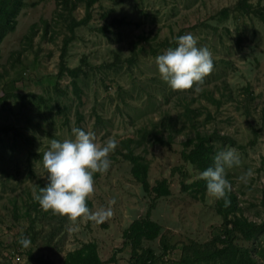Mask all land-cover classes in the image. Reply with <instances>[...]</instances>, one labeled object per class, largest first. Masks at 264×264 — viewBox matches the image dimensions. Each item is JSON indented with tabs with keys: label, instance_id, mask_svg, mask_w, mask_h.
<instances>
[{
	"label": "rangeland",
	"instance_id": "obj_1",
	"mask_svg": "<svg viewBox=\"0 0 264 264\" xmlns=\"http://www.w3.org/2000/svg\"><path fill=\"white\" fill-rule=\"evenodd\" d=\"M13 11L0 40V264H65L67 252L87 242L99 264H184L193 259L183 249L190 240L224 236L238 212L261 231L233 242L261 249L264 264V0H19ZM188 32L211 51L213 68L202 82L172 89L156 56ZM73 127L92 131L99 144L117 140L86 197L92 211L111 209L99 223L39 203L24 211L47 182L42 156L50 140L71 137ZM197 130L228 136H218L215 152L233 147L240 155L241 164L225 171L232 211L193 184L201 171L181 150ZM169 134L170 142L157 141ZM125 138H142L133 150L144 157L149 190L132 174ZM249 169L247 183L239 180ZM144 218L156 233L141 237L137 251L154 257L144 252L138 261L125 239Z\"/></svg>",
	"mask_w": 264,
	"mask_h": 264
},
{
	"label": "clouds",
	"instance_id": "obj_2",
	"mask_svg": "<svg viewBox=\"0 0 264 264\" xmlns=\"http://www.w3.org/2000/svg\"><path fill=\"white\" fill-rule=\"evenodd\" d=\"M176 45L156 56L160 78L172 89H188L203 81L213 68L211 51L197 46V37L191 32L176 37ZM72 136L63 140L51 139L42 156L47 182L33 193V198L45 209H51L72 218L86 217L97 223L111 215L110 208L89 209L86 197L94 191L93 174L105 172L110 166L109 153L117 140L109 137L103 144L95 141L94 133L80 127L71 129ZM241 159L233 147L221 149L213 156V163L199 176L205 180L207 192L216 199L226 197L231 190L225 171L239 166ZM251 170H245L239 180L247 183ZM227 203V200L225 199ZM27 247L30 239L21 235L18 241Z\"/></svg>",
	"mask_w": 264,
	"mask_h": 264
},
{
	"label": "trees",
	"instance_id": "obj_3",
	"mask_svg": "<svg viewBox=\"0 0 264 264\" xmlns=\"http://www.w3.org/2000/svg\"><path fill=\"white\" fill-rule=\"evenodd\" d=\"M19 0H0V40L3 36L1 33L2 23L8 24V20L11 18L14 13ZM73 20L71 25H76ZM69 42V38H64L61 46L62 56L66 50V46ZM63 62V58L61 59ZM64 67V66H63ZM68 73L74 76V73L77 71L76 68H65ZM188 111L190 109H187ZM221 136L223 140H229L230 138L225 135H214V134H205L200 131H194L193 137H189L184 141V148L181 150L183 159L190 161L196 164L200 171L208 167L213 163V156L216 154L214 148V141ZM172 135L164 139L163 136L156 137L158 142H170L172 140ZM232 140H230L231 142ZM126 147L125 156L132 163V174L139 180L143 187L146 190H149L148 182L146 180V162L144 157L139 153H135L133 149L136 146L140 145L142 138H125L122 140ZM190 145L191 148L188 149L187 146ZM133 146V147H132ZM164 181H159L154 190L159 193ZM194 185H200L201 188L206 189L205 180L198 178L193 182ZM41 187V186H40ZM40 187L37 188L36 192L39 191ZM227 200V203L225 202ZM31 204L26 205L24 211L29 214L30 207L34 209L37 208L38 201L33 197L30 199ZM221 205L226 207V212L232 211L234 209L236 201V195L232 190L226 192V197L219 199ZM86 203L87 198H86ZM11 204V214L18 215L17 207V198L13 196V199L10 201ZM240 210V209H239ZM234 216L227 220L231 226H226L224 228V236L216 235L213 236L209 241L206 242H195L190 240L192 243L189 246H184V251L193 256L192 260L186 259L184 264H261L259 258L263 255L262 250L259 249L258 252L253 253L246 246H238L233 242L235 238H241L244 240H251L260 233L261 224L256 223L254 220L248 219L238 212L237 215L233 213ZM264 223V221H263ZM152 222L146 218L133 222L131 226V232L126 233L125 243L128 244L131 248L132 256L135 257L138 261L141 260L144 252L146 256L154 257L153 251L150 249L142 250L139 253L137 250L140 249V239L141 237L151 238L155 235L156 231L152 228ZM163 237H161V240ZM162 246L164 250L168 248L165 240L162 241ZM220 246V248L218 247ZM190 248V249H189ZM188 250V251H187ZM100 259L96 252V247L93 242H87L81 247H78L74 250L67 252L65 257V264H99Z\"/></svg>",
	"mask_w": 264,
	"mask_h": 264
}]
</instances>
